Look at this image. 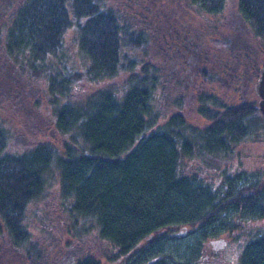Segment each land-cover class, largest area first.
I'll list each match as a JSON object with an SVG mask.
<instances>
[{"label":"trees","instance_id":"trees-1","mask_svg":"<svg viewBox=\"0 0 264 264\" xmlns=\"http://www.w3.org/2000/svg\"><path fill=\"white\" fill-rule=\"evenodd\" d=\"M158 1L0 0V252L17 264L67 253L73 264H198L195 248L166 250L172 231L206 234L239 194L264 215L261 172L223 195L198 177L260 132L256 100L218 91L257 76L264 0ZM70 26L82 63L65 44ZM191 52H203L193 75ZM190 76L202 123L181 113ZM34 116L44 127L19 143Z\"/></svg>","mask_w":264,"mask_h":264},{"label":"flooded vegetation","instance_id":"flooded-vegetation-1","mask_svg":"<svg viewBox=\"0 0 264 264\" xmlns=\"http://www.w3.org/2000/svg\"><path fill=\"white\" fill-rule=\"evenodd\" d=\"M255 80L256 77L252 81V86ZM249 84L250 81H246L245 77L240 75V86L246 89ZM257 100L258 98L256 99V104ZM226 101L230 102V100ZM246 102V100H241L238 103ZM261 122L263 123V118ZM252 130L255 131V129ZM260 132H262V124ZM239 145L240 143L235 146H229L231 149L230 153L227 154L225 161L216 163L217 167L208 166L203 172L198 173L197 171L198 177L208 183L211 187L210 189L216 191V194L220 193L223 195L230 190L231 186L237 187V191L240 193V189L244 187L245 174L250 175L249 173H245L243 169L242 158L245 157V154H243V150L241 149L243 145ZM219 156L222 155L219 154ZM194 166L196 167L197 163ZM260 177V183L264 186V170L260 174ZM240 198L239 194L237 206L229 204L226 210L221 211L220 217H217L212 222L213 224L208 225V228L211 226H214V228L208 229L206 234H203L204 228L198 225H194L193 227L182 226L170 234H201L199 238L196 237V240L194 239L193 247L198 251V264H249L248 262L254 259L252 258L253 255L264 253V249L260 248L264 245V240H259V238L264 237V215L260 216L258 210L254 214H250L249 211L244 209L243 203L245 201ZM213 229H217V232L214 233ZM227 248L230 250V256L225 258L223 256V249Z\"/></svg>","mask_w":264,"mask_h":264},{"label":"rangeland","instance_id":"rangeland-1","mask_svg":"<svg viewBox=\"0 0 264 264\" xmlns=\"http://www.w3.org/2000/svg\"><path fill=\"white\" fill-rule=\"evenodd\" d=\"M112 1L116 3L118 0H106V3L110 4ZM158 2H160L159 3L160 7L163 4L165 5V0L163 1L159 0ZM163 10H164L163 12H167L166 9ZM256 41L258 42V44L256 43V49H258L257 55H259L258 58H261L262 60L264 59V45L259 43L258 39H256ZM65 44L68 46L72 58L76 62L80 61L82 63L84 61V56L77 46V32L73 26H70L65 32ZM208 49L209 48H207V51ZM202 53L203 52L196 54L195 52H191L192 57L190 59V64L188 66H186V64L184 65L185 68L190 66L188 68V72L191 73L192 75L195 72L197 65L202 63L201 58L198 57V55L200 56ZM223 57L225 56L221 55V58ZM177 66H178L177 63H172V67H177ZM185 72H186L185 75L188 74L187 69ZM191 76L189 77V79L187 78L188 80L185 82L186 86H184L185 87L184 94L186 99L184 104L185 106H183V108L181 109L182 110L181 113L184 114L187 117V119H189V121L191 122L202 123L203 118L197 115L195 110V105L191 100V95L193 93V88L191 89L189 87V85L192 86V83L190 84V82L192 81ZM240 87L241 86L239 85L236 89L234 87L230 89L227 88L225 92H223L222 89H220V91H218L219 92L218 95H220L223 99L225 98L226 100H230V101L233 100L234 103H238L241 100H246L247 102H251V101H255L258 98V96L254 93L252 82H250L249 86H247L248 88L246 89H243L242 87L240 89ZM35 92L37 93V91L33 92L34 95ZM26 126L28 127L27 128L25 127L22 130L21 128L19 129V135H18L19 137L17 139L19 140L18 141L19 143H21L20 139L24 138V135L27 136L26 133L24 132L25 130H28V134H31V138H35L37 132H39L36 129L44 127L43 119L34 116L33 123L30 125L27 124ZM252 131L254 130H250L249 132H247V135H245L242 139H240L239 142L240 145H243V148L241 147V149L243 150V154H245V157L244 155H242L244 157L242 158L243 159L242 166L245 173H249L250 175H252V173L254 172L262 173L264 170V137L262 136V134H260V132H252ZM220 161L222 162L223 160ZM54 214L56 215L57 211ZM60 223L63 226H65V224L62 223L61 221ZM34 230H36L35 226L33 227V231ZM200 236H201L200 233H196V234L179 233L178 235L175 234L171 235L168 238V240H166L165 242V245L168 247V249L166 250H168V252H173L175 254L177 253L188 254V252L191 253L194 247V239L196 240V237L199 238ZM12 251L13 249L7 248L6 250L0 252V264H17L18 261L17 254H14V252ZM229 252L230 250L228 248L223 249V256L225 258L229 257L230 256ZM100 254L101 252L98 251L97 256H99ZM74 261H75V257L72 255V253L62 254L59 258L60 264H73ZM99 264H117V263L100 257Z\"/></svg>","mask_w":264,"mask_h":264},{"label":"water","instance_id":"water-1","mask_svg":"<svg viewBox=\"0 0 264 264\" xmlns=\"http://www.w3.org/2000/svg\"><path fill=\"white\" fill-rule=\"evenodd\" d=\"M253 90L258 96L256 108L260 111L263 118L262 132L264 134V61L258 68L256 80L253 84Z\"/></svg>","mask_w":264,"mask_h":264}]
</instances>
